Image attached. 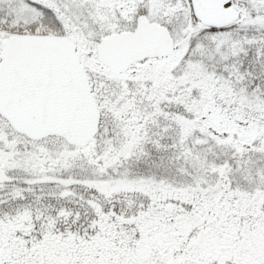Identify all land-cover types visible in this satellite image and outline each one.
<instances>
[{
	"label": "snow or ice",
	"instance_id": "snow-or-ice-1",
	"mask_svg": "<svg viewBox=\"0 0 264 264\" xmlns=\"http://www.w3.org/2000/svg\"><path fill=\"white\" fill-rule=\"evenodd\" d=\"M0 264H264V0H0Z\"/></svg>",
	"mask_w": 264,
	"mask_h": 264
}]
</instances>
